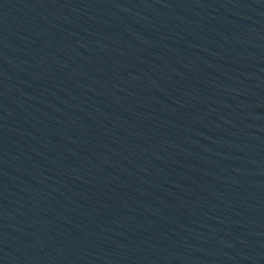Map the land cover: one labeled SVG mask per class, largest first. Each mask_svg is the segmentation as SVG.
Instances as JSON below:
<instances>
[{"label":"water","instance_id":"95a60500","mask_svg":"<svg viewBox=\"0 0 264 264\" xmlns=\"http://www.w3.org/2000/svg\"><path fill=\"white\" fill-rule=\"evenodd\" d=\"M0 264H264V0H0Z\"/></svg>","mask_w":264,"mask_h":264}]
</instances>
